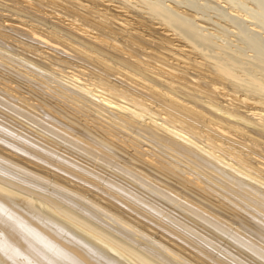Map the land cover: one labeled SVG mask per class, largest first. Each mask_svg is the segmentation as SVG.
I'll return each instance as SVG.
<instances>
[{"label": "bare ground", "instance_id": "1", "mask_svg": "<svg viewBox=\"0 0 264 264\" xmlns=\"http://www.w3.org/2000/svg\"><path fill=\"white\" fill-rule=\"evenodd\" d=\"M0 264H264V0H0Z\"/></svg>", "mask_w": 264, "mask_h": 264}, {"label": "rangeland", "instance_id": "2", "mask_svg": "<svg viewBox=\"0 0 264 264\" xmlns=\"http://www.w3.org/2000/svg\"><path fill=\"white\" fill-rule=\"evenodd\" d=\"M167 245L171 246L173 249L177 248L176 246H173V245L170 244L169 242H167ZM167 250H168V249H167ZM177 250H179V249L177 248Z\"/></svg>", "mask_w": 264, "mask_h": 264}]
</instances>
